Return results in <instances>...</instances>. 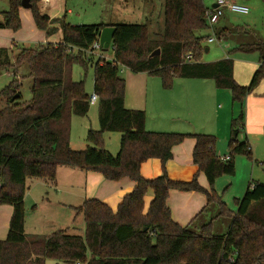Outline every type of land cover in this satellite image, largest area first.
Segmentation results:
<instances>
[{"label": "trees", "instance_id": "16d2710c", "mask_svg": "<svg viewBox=\"0 0 264 264\" xmlns=\"http://www.w3.org/2000/svg\"><path fill=\"white\" fill-rule=\"evenodd\" d=\"M21 1L8 0L0 28H21ZM29 2L36 28L47 35L59 28L62 38L58 43L18 48L14 64L8 50L0 49V71L26 63L32 78L28 103L17 102L21 97L17 79L0 90L5 101L0 109V204L13 207L7 235L0 239V264H45L49 259L61 264H264V183H250L242 197L235 199L236 210L227 208L213 187L217 177L234 174L235 155L253 159L249 142L238 136L244 130V100L264 79V40L235 48L258 54V66L249 83L240 85L233 77L231 58L200 61L205 37L197 31L210 26L203 0H163L164 25L159 38L149 36L146 24L114 25L111 61H93V56L86 54L106 25H71L63 17L42 13L40 0ZM226 33L221 30L217 36L220 39ZM156 49L159 54L150 56ZM188 53L190 61L185 59ZM76 64L84 70L93 67L99 123L97 130L87 131L89 145L82 150L70 147L71 118L87 115L90 94L84 80L72 78ZM120 67L157 76L165 89L172 87L174 78L182 77L210 79L217 88L229 90L240 110L230 122L228 159L221 160L216 154L213 135L146 130L144 111L124 105L125 80ZM105 132L121 134L115 155L105 149ZM187 137L195 139L192 162L204 173L208 188L199 184L197 173L188 181L167 175L165 165L172 158L173 146ZM150 158L160 160L161 174L145 179L140 165ZM59 166L99 172L112 181L127 177L135 187L115 210L97 199H86L74 207L75 215L84 219L83 235H70L65 229L25 235L23 200L28 181L35 178L52 183ZM172 189L203 193L206 206L217 202V215L231 220L228 231L214 235L211 221L197 232L176 223L167 205ZM148 190L153 198L144 213Z\"/></svg>", "mask_w": 264, "mask_h": 264}, {"label": "crops", "instance_id": "0c3cea01", "mask_svg": "<svg viewBox=\"0 0 264 264\" xmlns=\"http://www.w3.org/2000/svg\"><path fill=\"white\" fill-rule=\"evenodd\" d=\"M91 4H93L94 7L89 9L90 1L87 0H40L38 3L42 13L48 15L50 18L63 17L64 21L71 25H83L86 23L84 20L90 18L91 20L90 22H87V25L101 23L114 26L116 24L126 23L123 21H126L125 19L127 18H131V16L136 17V0H110L109 8H105L106 4L96 7L94 1H92ZM215 5L216 0H212L209 6L205 4L207 8H214ZM22 8L23 7L20 6L19 14ZM103 8L107 10V13H101ZM74 9H76L75 12ZM223 9L226 12L234 13L227 7ZM27 10L32 19L30 9ZM162 10L163 2L160 6V14ZM226 12H223L224 15ZM72 15L75 16L72 17ZM93 19L95 20L93 21ZM32 24L35 26L33 20ZM55 27H58V25L55 24ZM225 29L227 30L225 25L221 26L220 30H216V26L213 27L216 34ZM31 31L34 34V36L30 38L31 41L37 39L39 45L48 42L50 39L46 33L44 39L40 33H35L32 28ZM0 32V49L5 48L8 50V42L9 40L12 41L13 38L22 40L21 37L14 35L15 31L10 29L4 28L0 30ZM55 35H58V40L51 42H60L62 37L59 28ZM228 36V34H224L220 39L217 36V39L229 40ZM209 38L211 37H208L205 42L207 44L213 43L214 40L208 41ZM12 45L14 46L16 44L12 42ZM107 51L110 53L106 55ZM205 51H209L207 47L205 48ZM92 56L93 61L97 58H104L107 61H111L112 51L110 47L106 51H103L102 49L96 50ZM241 64L242 70H246V73H249V75L252 76L258 66V59L256 62L250 60V62L243 61ZM235 67L236 66H234V73ZM125 71L126 73L124 77L122 76L125 80L124 105L128 109L144 111L146 130L154 132H178L184 134H210L215 137L214 149L216 154L219 157L228 155L227 144L230 129L227 127V124H229L231 115L228 110L229 108H226V104L227 96H230V93H224L225 91L221 88H217L213 80L210 79L176 77L173 80L172 87L165 89L162 87L160 78L157 76L149 75L146 72L134 73L127 68H125ZM8 74L12 75V73ZM262 91L263 92L260 94L252 92L245 98L244 107L246 110L244 117V130L238 136L240 141L247 140L249 142L252 154L254 157L260 159H264V89ZM221 102H223V105ZM95 104L96 102L90 104L86 117L92 112V107ZM253 104L256 105L257 110L255 114L251 115L249 106ZM74 118L75 116H72L71 118L70 147L74 150H82L88 146V143L85 140L87 131L89 129L97 130L99 128L97 105L96 120L90 125L76 121L79 125L78 136H76V138H73ZM111 133H114L115 135H110ZM120 136L121 134L118 132H105L103 135L105 149L112 155L117 154L119 150ZM194 145L195 139L193 137H187L180 144L173 146L172 158L169 159L165 165L166 172L169 178L183 181L192 179L197 173L199 184L208 188V182L204 173L198 172L197 166L192 162ZM236 160L242 162L239 158H236ZM262 161L264 160L259 161L261 166L263 165L261 164ZM140 174L145 179H152L160 175V160L157 158H150L144 161L140 165ZM249 176L256 182L263 183L264 181V172H257L255 167H251ZM43 181H41V179L28 181L27 192H29H26L23 200L25 208V235L49 234L55 231H47L49 228L53 229V227H55L53 220L59 221H57L59 225L58 227L61 228L63 225H66L65 228H68L70 225L69 223H71L74 207L79 206L86 199H97L108 205L112 210H115L123 197L130 193L135 187V182L127 177L112 181L105 179L99 172L83 171L77 168L64 166H59L57 168L55 181L52 183L50 182L53 186L52 188L45 185ZM216 182L217 181L214 182L213 186L215 191ZM33 184L34 186H44L45 188H48L42 192L37 191V193H40L38 196V198L40 197L39 201L40 199L42 201L40 207L37 204L38 198L35 196L34 199L31 198L33 196L32 191L35 190ZM49 191L51 192L50 195L52 194L53 196L49 195ZM28 198L34 203V206H31L32 209L30 211L26 210L25 207ZM152 198L153 192L148 190L144 196V213L147 211ZM44 203L45 205L47 204L45 209H43L46 214L45 219H35L36 221L31 225H28V221L33 218V215H36L40 208L42 209ZM167 205L170 209L171 218L181 226H191L206 212L208 207H206V196L203 193L195 191L184 192L175 189L169 191ZM204 207L206 208L202 211ZM12 211V205L0 204V239H4L7 235ZM49 220H51V223H48ZM209 221L212 220H208L207 222ZM202 222L199 224L203 225L207 223ZM28 226H30V229ZM60 228H58V230H61Z\"/></svg>", "mask_w": 264, "mask_h": 264}, {"label": "rangeland", "instance_id": "374dc122", "mask_svg": "<svg viewBox=\"0 0 264 264\" xmlns=\"http://www.w3.org/2000/svg\"><path fill=\"white\" fill-rule=\"evenodd\" d=\"M71 1V0H70ZM90 1L89 9L93 8V4H91L92 1H94L96 7H100L102 4H106L105 8H109V2L110 0H87ZM207 6H209L212 2V0H203ZM238 3L245 4L249 8V12L247 14H241V13H231L226 12L223 9V12L226 14L219 18V22L217 21L212 26H209L208 29H203L200 31H197V35L205 37L203 41L204 47L208 48L209 51H205V48L201 54V62L207 63V62H213L219 59H223V57H228L233 60V77L235 81L240 85H247L250 81L249 73H246V70H242L241 63L243 61L250 60L256 62L258 59L257 52H244L240 50H236L235 48L240 44H247V43H256L258 41H261L262 38L264 40V1L263 0H235ZM163 0H136V11L135 16H131V18L125 19L128 24H146L148 27L149 36L152 38H159L160 34L163 32V25H164V17H163V10L160 14V6L162 5ZM70 3V2H69ZM71 4V3H70ZM9 8L8 0H0V21L3 20V13L7 11ZM76 9H74V12ZM109 11V10H108ZM145 11V13H144ZM101 13H107V10L103 8V11ZM144 13V16H143ZM21 16V28L18 31L14 32V35L19 36L22 38V40H18L13 38L12 41L9 40L8 42V53H9V59L12 64H14L15 56L17 54L18 48L22 47L23 45L28 46H36L39 45L37 39L35 41H31L30 38L34 36V34L31 31V28L35 33H40L43 38L45 39L46 34L45 32H41L38 30L35 26L32 24V19L30 18L29 11L27 8H22L20 11ZM75 15H72V17ZM141 16V17H140ZM90 18L85 19L84 22L87 24V22H90ZM95 19H93L94 21ZM57 25H59L57 23ZM227 27V34L229 35V40H219L217 39V34L214 32L213 27L216 26V30H220L221 26ZM4 28H0L2 30ZM1 33V32H0ZM56 33V32H55ZM55 33L48 35L50 37L49 41H55L58 40V35H55ZM208 37H213L214 42L213 43H206ZM48 41V42H49ZM12 42L16 45H12ZM45 43V42H44ZM110 52H106V55ZM249 58V59H247ZM244 59V60H242ZM234 66L235 67V73H234ZM251 68V67H248ZM247 68V70H248ZM120 75L124 77L126 71L124 67L119 68ZM251 72V69H250ZM253 72V71H252ZM8 73H12V75H9ZM16 73V74H15ZM29 69L28 65L26 63H22L19 65H10L7 67H3L0 71V90L7 85L9 82H11L13 79H17L19 81V92L21 97L17 100L19 103H28L31 99V87H32V78L29 76ZM135 73V72H134ZM92 74H93V67L88 66V69L84 70L80 65L76 64L72 67V78L74 81H80L84 80L85 82V91L89 94H92L93 89V83H92ZM251 74V73H250ZM236 77V78H235ZM159 79V78H158ZM264 89V79L260 80L257 87L253 90V93L260 94L263 92ZM225 91L224 93H230L227 89H222ZM95 103V102H94ZM93 104V103H91ZM223 105V102H221ZM5 105V101L0 98V109L3 108ZM96 104L92 107V112L89 114V116L79 117L75 116V120L73 121V138H76L78 136V129L79 125L76 123V121L88 124L90 125L93 121L96 120ZM245 105V103H244ZM92 106V105H91ZM226 108L229 110V113L231 115V118L233 116H237L240 110V104L234 103L232 101V97L227 96V104ZM256 105L249 106V110L252 114H255L256 112ZM245 110L244 107V117H245ZM93 113V118H92ZM227 124V127L230 129V122ZM119 133V132H118ZM178 133V132H177ZM110 135H115L114 133H111ZM89 145V144H88ZM236 158L241 159L242 162L237 161ZM264 160L257 157H254L253 159L249 160L246 158V156L243 155H235L234 156V162H235V172L233 175H221L215 179L216 182V191L214 192L220 197L221 201L226 205L227 208L231 210H236V198H241L244 194L246 188L248 185L253 181L252 178H250V170L251 167H255L257 172H264V165H260L259 161ZM252 179V180H251ZM38 179L32 178L30 181H36ZM43 181V180H41ZM45 185L52 188V184L48 181H43ZM30 183V182H29ZM264 183V181H263ZM35 190H33V196L31 198L34 199V196L38 198L40 193H37V191H43L47 190L48 188L44 186H34ZM28 190V189H27ZM30 190V189H29ZM27 192V191H26ZM29 192V191H28ZM27 192V193H28ZM49 191V195H50ZM50 196H53L52 194ZM40 198V197H39ZM39 198L37 200V204L40 207L42 205V201ZM34 203L30 198L26 200V210H31V206ZM207 204V200H206ZM44 206V208H43ZM42 206V209L40 208L36 215H33V218L28 221V225H31L34 221L45 219V212L43 209H45V206L47 204ZM208 206V207H207ZM207 210L204 214L200 216L196 222H194L189 228L192 231L197 232L199 230V227L203 220H212L213 224V234L214 235H221L228 231L229 225L231 220L227 217L219 216L218 213V203L212 201L207 205ZM73 216L71 217V223H69V227L65 228L66 225H63V227H58V220H53V223L55 224L53 229L49 228L47 231H53L60 229H65L68 234L70 235H83L84 232V219L83 216L75 215V211L72 212ZM36 219V220H35ZM207 221H203L202 223H205ZM59 222V221H58ZM68 222V221H67ZM48 223H51V220L48 221ZM61 223V222H60ZM66 224V222H65ZM62 226V225H61ZM30 229V226H28ZM43 230V229H42ZM46 264H61L55 260H47Z\"/></svg>", "mask_w": 264, "mask_h": 264}, {"label": "built area", "instance_id": "2783aa9c", "mask_svg": "<svg viewBox=\"0 0 264 264\" xmlns=\"http://www.w3.org/2000/svg\"><path fill=\"white\" fill-rule=\"evenodd\" d=\"M227 7L230 11L234 13H241V14H247L249 12V8L246 5L237 3L235 0H216V6L214 8H208L205 11L206 19L210 26H212L214 23L218 21V19L223 14V8ZM214 40L213 37L209 38L208 41ZM96 50H101V46L99 44V39L97 41H94L89 48L86 50V54L93 55ZM186 61L191 60V54L188 53L185 56ZM97 101V95L92 94L89 97V102L94 103ZM221 160H227V156L219 157ZM71 264H81L79 261H75Z\"/></svg>", "mask_w": 264, "mask_h": 264}, {"label": "water", "instance_id": "95a60500", "mask_svg": "<svg viewBox=\"0 0 264 264\" xmlns=\"http://www.w3.org/2000/svg\"><path fill=\"white\" fill-rule=\"evenodd\" d=\"M21 7L30 9L31 3L29 2V0H22ZM114 32H115V26L113 25H106L105 27L101 29L99 33V44L103 51L108 50V48L110 47ZM157 54H159V49H156L155 51H153L150 54V56H154ZM16 96L17 95H15V97Z\"/></svg>", "mask_w": 264, "mask_h": 264}]
</instances>
